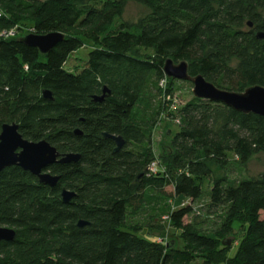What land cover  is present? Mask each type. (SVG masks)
I'll return each mask as SVG.
<instances>
[{
  "label": "trees",
  "instance_id": "obj_1",
  "mask_svg": "<svg viewBox=\"0 0 264 264\" xmlns=\"http://www.w3.org/2000/svg\"><path fill=\"white\" fill-rule=\"evenodd\" d=\"M131 2L149 14L123 21ZM22 27L64 40L41 56L19 42L31 35L17 36ZM257 33L264 0H0V130L15 124L24 140L79 158L48 167L54 188L16 166L0 173V227L15 232L0 242V264H264V170L228 180L232 166L264 154V117L193 95L182 103L181 81L163 74L170 59L223 91L264 88ZM85 41L83 68L66 71ZM170 122L177 132L157 158L154 131ZM62 189L74 193L68 203ZM163 218L176 242H158L152 227Z\"/></svg>",
  "mask_w": 264,
  "mask_h": 264
},
{
  "label": "water",
  "instance_id": "obj_2",
  "mask_svg": "<svg viewBox=\"0 0 264 264\" xmlns=\"http://www.w3.org/2000/svg\"><path fill=\"white\" fill-rule=\"evenodd\" d=\"M250 28L252 26L248 24ZM256 38L264 40V34L257 33ZM64 40V36L59 33L47 34L42 36L25 35L20 39L24 46L35 48L41 56L49 54L58 43ZM163 74L167 79L178 82H187L192 85V95L197 99H205L212 102H218L228 106L236 113L245 115L253 114L264 117V88L261 86L248 87L242 93H233L223 91L215 85L208 83L201 76L190 77L187 74V64L179 62L174 64L170 59L164 62ZM106 89L103 91L101 98H95L94 101L102 102ZM42 99L52 101V94L49 91H43ZM0 130V173L4 169L18 167L24 172H29L41 184L54 188L59 182V178L47 173L48 167L56 163H71L78 161L75 155L60 156L57 150L49 145L46 141L30 142L24 140L18 133V127L15 124H3ZM107 138L114 141L116 150L121 149L123 141L118 137ZM74 193L64 189L61 190V197L64 203L72 200ZM80 228L85 227L86 223L79 222ZM15 238L14 230L0 227V242H12ZM231 242L227 243L230 246Z\"/></svg>",
  "mask_w": 264,
  "mask_h": 264
},
{
  "label": "rangeland",
  "instance_id": "obj_3",
  "mask_svg": "<svg viewBox=\"0 0 264 264\" xmlns=\"http://www.w3.org/2000/svg\"><path fill=\"white\" fill-rule=\"evenodd\" d=\"M41 1V0H40ZM125 11L122 16V20L132 23L135 21H138L139 19H143V17L147 16L149 14V10L145 7H142L140 5H137L133 2L127 3L125 6ZM248 26V24H247ZM250 28V26H249ZM18 30V35L20 37V34H31L32 30L22 27L21 31ZM84 47L80 50H78L76 53L70 55L69 59L66 62V65L64 66L66 71L72 72V73H78L86 63L88 59V53L93 48V44L90 41L84 42ZM174 94L176 97L179 98V101L182 103H186L192 99V85L186 84V83H175L174 84ZM152 143H153V151L154 154H156L157 158L161 157L160 155L167 153V147L169 146V141L171 140V136L173 133L177 132V126L174 125L172 122L162 124L159 128H157L154 131ZM171 133L168 135V133ZM233 169L231 172H229L228 180L232 182H241V180L246 179H252V178H258L264 170V154H257L251 157V159L248 161L247 164L242 166H232ZM214 171V167L212 168ZM204 189L207 190V185L204 184ZM207 201H202L199 206L203 207L202 210L205 213L206 209L205 206L207 205ZM221 212L218 211V213L213 214L210 216V218L214 221L220 220L218 217H220ZM154 225L152 229H154V233H157V236L159 239L158 242L160 243H173L176 242L177 239V232H174L170 227L169 223L163 220L154 221ZM233 229L235 230V233L232 235L231 238L239 239L241 237V234H238V225H234ZM145 231H141L138 233V237L140 239H146L147 241H153L151 237H149L147 234H145ZM161 236V238H160ZM163 236V238H162ZM179 245H181L179 243ZM181 248V246H179ZM236 246H232V248L228 251V258L232 259L236 254Z\"/></svg>",
  "mask_w": 264,
  "mask_h": 264
},
{
  "label": "built area",
  "instance_id": "obj_4",
  "mask_svg": "<svg viewBox=\"0 0 264 264\" xmlns=\"http://www.w3.org/2000/svg\"><path fill=\"white\" fill-rule=\"evenodd\" d=\"M2 37H5V38H9V37H12L14 36V32H9V33H2L1 34ZM155 172L156 171V166H154V164H151V167H150V170L149 172Z\"/></svg>",
  "mask_w": 264,
  "mask_h": 264
}]
</instances>
